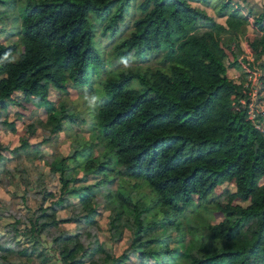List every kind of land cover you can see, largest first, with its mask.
<instances>
[{
	"label": "trees",
	"instance_id": "trees-1",
	"mask_svg": "<svg viewBox=\"0 0 264 264\" xmlns=\"http://www.w3.org/2000/svg\"><path fill=\"white\" fill-rule=\"evenodd\" d=\"M130 1L24 0L17 5L14 0H0L10 7L0 12L16 9L20 21L17 59L15 43H0V123L17 132L14 122L1 119L10 104L18 108L17 118L27 110L25 103L46 116L35 121L38 125L29 123L19 132V145L13 148L16 156L31 152L29 137L37 127L56 133L73 123L74 113L64 103L56 106L49 89L61 94L68 85L87 86L91 71L103 63L94 44L92 20L107 18L104 28L113 31ZM197 1L207 0H142L138 4L140 15L115 48L136 57L160 51L169 69L111 73L101 81L103 100L94 110L92 129L100 151L92 154V145L82 140L86 146L63 157L51 171L60 172L64 186L70 179H85L73 177L80 165L85 175L98 173L103 180L64 190L79 202V211L71 215H58L59 209L66 208V196L50 200L51 191H44L34 209L23 205L24 220L16 210L8 211L12 220L0 228V264H34V260L42 264H127L131 255L138 264H180L170 256L147 261V255L155 253L153 246L156 251L169 252L155 231L157 225L174 229L180 236L191 232V247L203 236L210 239L204 249L186 247L179 253L186 264H264V130L253 126L247 108L239 102L249 88L244 84L248 73L242 72L240 81L227 75L228 65L241 67L235 49L241 47L238 36L246 33L244 25L251 17L255 33L245 41L256 66H249L258 69L264 86V11L253 17L227 0L219 11L227 17L221 24L193 4ZM15 92L19 95L14 97ZM3 148L0 143L2 166L7 159ZM114 170L124 185L132 179L146 184L153 204L132 202L123 185L105 186L111 180L109 171ZM224 183L235 188L223 189L224 196L213 202L223 219L197 234L185 216L192 213L195 219L197 209L207 206L208 194ZM100 184L102 197L112 210L113 241L121 239L126 229L132 236L119 255L107 251L96 234L93 197ZM148 217L152 218L146 221ZM66 223L85 228L64 230L61 225ZM30 233L33 240L25 241Z\"/></svg>",
	"mask_w": 264,
	"mask_h": 264
},
{
	"label": "rangeland",
	"instance_id": "rangeland-1",
	"mask_svg": "<svg viewBox=\"0 0 264 264\" xmlns=\"http://www.w3.org/2000/svg\"><path fill=\"white\" fill-rule=\"evenodd\" d=\"M14 1L17 5L24 3V0ZM141 1L142 0L130 1L129 6L123 15V19L117 23V26L113 31H111V29L104 28L107 18L92 20L93 29L95 31L94 44L101 54L103 63L97 69L91 71V76L86 84L87 86L74 88L72 85H68L66 92L61 94H58V92L53 88L49 89V97L55 101L56 106L64 103L67 109L74 113L76 118H74L72 124L70 123L66 125L65 130L56 133H50L41 127H37L35 133L30 136L31 152L28 155L21 154L18 157L9 150L10 153L8 154V157H11L13 154L10 164H8L11 170L7 171L6 177L3 178L4 182H2V184L5 187L0 184V192L2 190L5 191V196H11V199L7 201H0L1 210L2 208H5L3 212L16 210L18 213H21L20 217L24 220L26 216L22 212L24 211V209H21L22 206L26 205L31 209H34L35 206L39 205V197L43 196L44 191H51L54 195L53 197L49 198L50 200L55 199L60 195L66 196L64 202L66 208L59 209L58 215H71L74 211H79V202L76 197L71 196L69 193H63L64 190L66 188H77L81 185L96 184L103 180V177L98 173H88L85 175L82 166L80 165L75 168L76 171L73 177L84 176L85 179L80 182H74L70 179L68 184L64 186L59 180L60 172H52L51 167L58 164L59 161H61V159L66 155H71L77 148L86 146V143L81 142L82 140L89 142L90 145H92V154L100 151L98 148L100 147V141L97 138V134H95L96 131H92L95 125L93 122V113L94 110H96V107H98L103 100L101 81H103L106 76L111 73H123L129 70H145L149 67L160 68L165 71L169 69L168 63L164 60L163 53L160 51H148L145 52L141 57H136L132 53H124L115 48L116 43L126 36L131 30L133 20L140 15L138 4ZM224 1L227 0H207L206 3L203 1H197L193 2V4L198 8L205 10L217 22L225 24V20L227 18L226 14L223 15L219 12L221 11L220 8ZM228 2L233 6H239L243 13L248 12L252 16L258 15L264 11V0H228ZM6 8L10 7H7L5 2H0V11ZM16 11V9H13L12 13L6 12L7 14H2L0 12V43H15L17 45V52L14 53L15 59H17L18 53L20 51L17 34L19 28L18 23H20V21L16 18ZM251 22H253V18L250 17L249 23L244 25L246 33H239L238 36L241 37V42H239L241 47L239 48L240 50H235L239 54V60H243L247 54L245 50L247 47L245 41L247 40L246 37L248 38L255 33ZM229 42H232V40ZM224 62L227 66L228 60L225 59ZM253 63L255 65V62ZM227 75L234 81H240L243 79V74L240 70V67H231L228 65ZM253 77L254 75L252 78ZM25 107L27 109V124L34 123L38 125V121H43L46 119L45 113L41 112L35 105H31V103H25ZM15 110L16 108L10 107L11 112H14ZM9 117L12 119L13 114L11 113ZM16 123L18 129H21L22 122L16 121ZM263 125L264 122L260 121V126ZM4 132H0V138L3 139L4 146L10 145L11 147H14L18 144L19 133L13 134L7 131L5 133ZM33 147L35 149H33ZM5 150L7 151L6 147ZM66 163L72 166V163L69 160H66ZM66 168L70 169L68 166H66ZM22 170L24 171V175L21 173ZM115 173V170L109 171L108 178H111V180L109 182L106 181L105 186L109 188H117L118 186L123 185L126 191H128L127 193L131 196L132 202H146L148 205L153 204V194L150 193L149 187L146 184L142 183L141 180L132 179L127 185H124V180H120L118 177H116ZM61 174L65 176V174ZM102 187L103 184L98 186L97 189L99 190V193L93 197V206L95 211L92 214L95 221V226L97 227L95 230L98 238L103 243L106 250L109 252L112 251L115 255H119L124 249H126L132 239V236L131 233L126 229L124 230L121 239H119L117 242L113 241L114 238L111 236L109 226L112 210L109 208L108 204H106V200L102 197L104 194L101 191ZM234 188L235 187L230 183L222 184L221 187H218L217 189L213 190L212 193L208 194L209 203L207 202V206H201L197 209L198 213L195 219H192L194 217L191 213V216H185L184 221L196 227V233L199 235L207 232V225L217 223L223 219L221 214L216 213L213 202L216 199H221L224 196V192L222 193L223 189L233 191ZM220 194H222V196H218ZM23 201L24 204H22ZM242 205H246V203L242 202ZM154 210V208L151 209L149 216L154 212ZM193 213H196V211H193ZM151 218L148 217L146 221L151 220ZM184 226L186 228V223H184ZM61 227L64 230L69 229L70 231H73L74 229L83 230V228H85L84 226L82 227V225L72 223L63 224ZM155 231L165 241L169 252L163 253L159 250L156 251L158 248L153 246L155 253L147 255L148 262H152L156 258L160 260L170 256L174 262L186 264L188 263L187 259L179 257V253L184 251L186 247H190L194 251L204 249L210 242L209 238L203 236L198 242H196V244L193 243V246L191 247L190 243L192 234L189 231H185L184 235L180 236V234H177L174 229L159 225L155 227ZM0 238H2V236ZM23 239L25 241H27V239L32 241V233L27 234V236H25ZM15 258L16 257L14 256L13 259ZM49 258H52V256ZM16 261H18L17 258ZM33 263L42 264L40 260H34ZM51 263L58 264L54 261ZM127 264H138V259L131 255V258Z\"/></svg>",
	"mask_w": 264,
	"mask_h": 264
},
{
	"label": "built area",
	"instance_id": "built-area-1",
	"mask_svg": "<svg viewBox=\"0 0 264 264\" xmlns=\"http://www.w3.org/2000/svg\"><path fill=\"white\" fill-rule=\"evenodd\" d=\"M246 57L243 60H239L240 70L248 73L247 79L244 82L246 86H249L246 91V97L240 98L239 102L243 107L247 108V119L251 121L256 129L264 130V125L260 126V121L264 122V86H261L260 74L255 67L250 68V63L254 62V56L251 53L249 47L245 48ZM254 77L252 78V76ZM232 79V78H231Z\"/></svg>",
	"mask_w": 264,
	"mask_h": 264
},
{
	"label": "crops",
	"instance_id": "crops-1",
	"mask_svg": "<svg viewBox=\"0 0 264 264\" xmlns=\"http://www.w3.org/2000/svg\"><path fill=\"white\" fill-rule=\"evenodd\" d=\"M18 95H19V92H15V93L13 94L14 97H15V96H18ZM10 107H14V108H16L15 105L10 104V105L8 106L7 112H6L5 114L2 115V118H1V119L6 118L7 121H12V122H14V126H15L17 132H13V131H11V130L7 127V125H6L5 122H4V124H3V123H2V124L0 123V130H1L0 132H4V131L6 132V131H7V132H9V133H13V134L17 133V134H18V133H19L20 131H22L23 128L27 125V110H25V111L23 112V114H22V116H20V118H17L15 112L18 110V108H16V110H15L14 112H11V111H10ZM11 113L13 114V118H12V119L9 117V115H10ZM25 116H26V117H25ZM23 120H26V121H23ZM16 121H21V122H22V128H21V129H18V126H17ZM6 129H7V130H6ZM5 132H4V133H5ZM18 137H20L19 134H18ZM19 140H20V139L18 138V144L15 145L14 147H16V146L19 145ZM29 142H31V141H30V137H29ZM0 143H1V145L4 147V148L1 150V152H2V154L7 158V159H6V162H5V165H4V166H2V164L0 165V180H1L0 184H1L3 187H5V186L2 184V182H4V181H3V178L6 177V170H8V171L11 170L8 164H10L11 158L13 157V154H14V153H13V148H14V147H11L10 145H6V146H4V145H3L4 143H3V139H2V138H0ZM5 147L7 148V151L5 150ZM9 150L13 153L11 157H8V154L10 153ZM7 186H8V185H7ZM3 189H4V188H3ZM3 193H4V195H3ZM5 194H6V192L3 191V190L0 192V201H7V200L11 199V196H10V197H6ZM4 209H5V208H2V210H1V208H0V228H1V229H3V227H2L1 225H4L6 222H9V221L12 220V218L8 215V211H7V212H3ZM19 209H20V208H19ZM21 209H24V211H25V207H24V206H22Z\"/></svg>",
	"mask_w": 264,
	"mask_h": 264
}]
</instances>
